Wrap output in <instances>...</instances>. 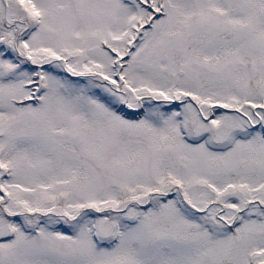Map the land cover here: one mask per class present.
I'll use <instances>...</instances> for the list:
<instances>
[{
  "label": "snow or ice",
  "instance_id": "obj_1",
  "mask_svg": "<svg viewBox=\"0 0 264 264\" xmlns=\"http://www.w3.org/2000/svg\"><path fill=\"white\" fill-rule=\"evenodd\" d=\"M0 264H264V0H0Z\"/></svg>",
  "mask_w": 264,
  "mask_h": 264
}]
</instances>
